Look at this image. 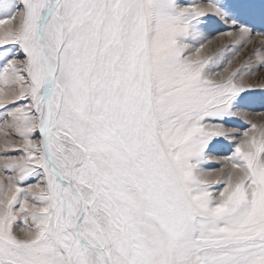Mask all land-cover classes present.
<instances>
[{
	"label": "snow or ice",
	"instance_id": "1",
	"mask_svg": "<svg viewBox=\"0 0 264 264\" xmlns=\"http://www.w3.org/2000/svg\"><path fill=\"white\" fill-rule=\"evenodd\" d=\"M264 0H0V264H264Z\"/></svg>",
	"mask_w": 264,
	"mask_h": 264
},
{
	"label": "rangeland",
	"instance_id": "2",
	"mask_svg": "<svg viewBox=\"0 0 264 264\" xmlns=\"http://www.w3.org/2000/svg\"><path fill=\"white\" fill-rule=\"evenodd\" d=\"M253 108L256 110L254 113H253V119L256 120L257 122H264V117H261L259 115H257L256 113L259 112L261 109V106L259 104H256L253 106Z\"/></svg>",
	"mask_w": 264,
	"mask_h": 264
}]
</instances>
